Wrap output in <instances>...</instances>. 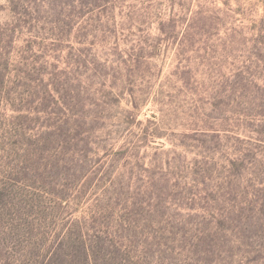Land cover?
I'll return each instance as SVG.
<instances>
[{"label":"rangeland","instance_id":"374dc122","mask_svg":"<svg viewBox=\"0 0 264 264\" xmlns=\"http://www.w3.org/2000/svg\"><path fill=\"white\" fill-rule=\"evenodd\" d=\"M1 191L0 264H205L264 207V0H0Z\"/></svg>","mask_w":264,"mask_h":264},{"label":"trees","instance_id":"16d2710c","mask_svg":"<svg viewBox=\"0 0 264 264\" xmlns=\"http://www.w3.org/2000/svg\"><path fill=\"white\" fill-rule=\"evenodd\" d=\"M69 142L71 141L69 140ZM82 169L84 171V168L76 165L75 157L67 163V173L74 172V170L81 171ZM70 177V180L73 179L77 182L81 181V178L77 177L76 173L70 175ZM110 184V189L104 190V198L102 201V203L107 201V205L114 200L118 202L120 201L119 195L114 189L115 186H122L124 183L112 180V183ZM0 193V202H3L2 199H5L7 195L2 191ZM262 207L263 206H260L259 209L254 208L251 210V213L247 215L237 211L238 215L235 217L225 216L224 220L227 223H231L229 224L230 233L228 232V234H224L225 237L223 236L228 242L221 245H212V239H220V236L217 233H210L206 236H195V239H197L198 242L193 245L194 249L190 252L194 254L196 253L199 257L204 258L206 262L205 264H264L263 247L256 244L261 242V240H259L260 236L258 235L257 238L254 239L256 233L260 230L264 231V207ZM98 215L103 218V215H101L100 212ZM74 224H80V222ZM134 224L135 221H133L131 213L127 212L124 214L121 224H118V229L126 231L129 227L135 228ZM72 230L74 236L77 237V241L83 238V231L81 229ZM98 235L99 237L93 238V242L97 244L95 247L89 246L87 242L83 243L82 241L80 242L81 246L76 244V247H73L75 252H78L83 256L81 258L83 260L82 264H84V261L85 264H124L122 260L123 258H121L123 255V249H125L124 246L119 245L114 240L111 241L109 234L105 231H103V233H98ZM95 239H97V241H95ZM93 242L91 241L90 243L92 244ZM242 246H247L250 249L249 252L255 254L257 257L252 261L245 263L246 259H242L244 256L241 255ZM234 250H236V253H234ZM116 255L117 257H115ZM63 256L62 264H71L66 249L63 250Z\"/></svg>","mask_w":264,"mask_h":264}]
</instances>
